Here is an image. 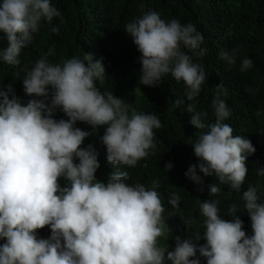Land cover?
Here are the masks:
<instances>
[{"label": "clouds", "instance_id": "9594fccd", "mask_svg": "<svg viewBox=\"0 0 264 264\" xmlns=\"http://www.w3.org/2000/svg\"><path fill=\"white\" fill-rule=\"evenodd\" d=\"M59 15L50 0H0V39L7 41L0 59L20 65L21 50L32 43L41 21L51 22ZM124 30L141 53L139 83L156 86L169 73L177 82L182 80L186 100L191 101L186 105L190 123L205 130L191 143L199 163L190 165L185 176L203 185L199 169L239 192L247 158L256 149L249 139L233 136V128L224 122L230 112L219 98L222 91L212 101L214 123L206 124L207 113L196 110L195 98L206 76L181 46L203 57L207 52L201 47L203 35L192 24L166 22L154 10L127 23ZM52 32L59 28L53 26ZM236 52L221 51L220 58L232 67ZM252 66L253 61L245 58L240 71ZM104 74L102 62L89 53L83 60L74 57L62 64L42 57L26 73L23 89L28 96L45 99H30L24 105L11 84L0 85V238L6 239L0 245V264H165V260L200 264L199 259H190L197 250L207 264H264V201L258 186H249L242 194L251 236L239 217L221 218L216 201H198L206 244L197 249L192 238L176 236L175 248L169 251L157 245L158 237L165 235L158 181L146 190L142 184L125 183L126 172L111 174L106 184L97 180L98 154L92 144L81 147L89 132L74 127L77 121L94 129L107 126L101 141L108 162L129 167L147 157L149 150L154 154L153 130L162 127L156 115L138 113L113 93H102L96 80ZM49 85L50 104L45 102ZM182 104L185 100L176 101L177 107ZM57 108L69 119H54ZM172 167L168 163L165 170ZM257 175L264 176V168L257 169ZM60 177L68 181L66 186L61 187ZM209 192L216 195L220 188L211 185ZM179 199L173 193L168 202L176 208ZM45 226H50V237L38 238L37 230ZM200 238L197 233L195 239Z\"/></svg>", "mask_w": 264, "mask_h": 264}, {"label": "trees", "instance_id": "16d2710c", "mask_svg": "<svg viewBox=\"0 0 264 264\" xmlns=\"http://www.w3.org/2000/svg\"><path fill=\"white\" fill-rule=\"evenodd\" d=\"M60 12L51 22L41 21L40 29L34 33L31 44L21 50L18 66L8 65L0 59V85L11 84L15 95L26 105L30 99L44 97L28 96L23 89V79L40 58L51 64H62L71 58L83 60L91 54L93 60H100L105 74L96 80L102 93L111 92L124 103L132 105L138 113L154 114L160 119L162 127L154 129L156 149L153 154L139 160L135 167L112 164L107 160L106 146L101 137L107 126L94 129L90 124L77 121L74 127L89 132L82 148L92 144L97 152L99 168L95 173L97 180L107 183L109 176L116 172H126L125 183L142 184L146 190L158 181L156 191L164 207L163 221L165 235L158 237L157 245L169 251L175 248V237L192 238L197 249L206 244L203 238L204 217L200 214L198 201H216L219 215L243 221V230L248 236L253 234L249 214L244 207L242 194L249 186H258V195L264 201V176L257 175V169L264 168V0H50ZM154 10L166 22L177 19L182 25L192 24L204 37L201 45L207 52L203 57L181 46V51L189 55L191 62L199 64L205 72V81L200 94L195 98L196 110L206 112L204 122L214 123L215 115L212 101L218 91L220 99L225 100L230 115L225 123L233 128V136L249 139L255 153L248 156V169L245 181L239 192L230 185L221 184L212 174L203 177V185H197L185 176L192 164H198L193 146L201 131L190 123L191 113L186 105V85L177 82L166 74L156 86L139 83L142 65L141 53L125 32L127 23ZM57 26L59 32H52ZM2 35V34H0ZM7 46L6 39H0V50ZM236 49V63L229 67L220 58L221 51L232 53ZM250 58L253 66L245 72L240 71L242 60ZM86 63L88 61H85ZM46 103L51 102L52 86H47ZM11 98V94L9 96ZM185 100V105L176 106V101ZM53 118L68 120L69 117L57 108ZM79 162L78 158L75 160ZM173 167L165 170V165ZM61 187L68 184L64 177L59 178ZM217 185L220 192L210 195L209 186ZM203 187V191L198 189ZM176 193L179 206L173 208L169 197ZM187 221V223H186ZM39 238L51 235L50 226L38 229ZM199 233L201 238L195 239ZM6 243L0 238V245ZM200 264H207L205 257L197 250ZM165 264L171 261L165 260Z\"/></svg>", "mask_w": 264, "mask_h": 264}]
</instances>
